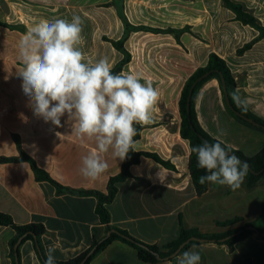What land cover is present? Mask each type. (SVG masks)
<instances>
[{"label": "crops", "instance_id": "crops-1", "mask_svg": "<svg viewBox=\"0 0 264 264\" xmlns=\"http://www.w3.org/2000/svg\"><path fill=\"white\" fill-rule=\"evenodd\" d=\"M233 1L242 4L264 27V0ZM73 15L84 21L80 47L86 60L107 58L113 69L123 55L111 41L126 36L123 47L130 60L123 66V73L131 69L136 55L147 52L163 55L156 61L161 69L172 64V55L181 54V61L183 55L187 63L191 53L196 62L193 72L207 64L209 54H216L234 77L233 96L264 120V37L238 54L259 33L235 20L222 0H0V22L5 24L0 25V158L16 157L20 149L59 185L100 193H106L109 178L121 171L123 161L109 152L104 154L107 171L94 181L84 178L79 172L81 158L95 150L94 140L73 135L67 114L61 118L62 127L37 118L17 75L21 66L17 45L28 27L40 19L71 20ZM123 18L132 27L182 30L179 42L166 32L128 31ZM148 41L151 43L145 44ZM146 62L150 64L148 59ZM190 75L182 82L178 80L176 95L162 83L166 93L160 91L159 101L163 98L167 105L154 108L152 122L141 125L135 141L137 152L155 153L175 170L147 157L131 165V176L118 185L108 205L110 225L144 244L163 246L178 237L181 227L218 233L251 224L253 233L232 250L210 243L196 245L195 250L201 256L200 264H264V240L256 229L264 227V177L252 185L244 178L235 191L208 183L200 195L192 184L189 142L180 136L179 112L181 91ZM145 82L147 79L141 81ZM194 109L201 127L232 150L252 158L264 149V131L236 120L228 112L216 78L208 79L198 90ZM164 116L170 118L173 130L160 122ZM96 203L92 196L58 194L49 182L36 180L27 161L0 163V212L10 215L17 225L41 224L46 231L41 237L44 253L54 245L55 261L71 259L87 250L94 237L108 235L95 212ZM234 218L241 221L228 228L217 226V222ZM14 237L11 228L0 226V264H11L10 242ZM18 251L19 264H41L32 241H25ZM90 264L147 263L140 261L127 244L113 241Z\"/></svg>", "mask_w": 264, "mask_h": 264}, {"label": "clouds", "instance_id": "clouds-1", "mask_svg": "<svg viewBox=\"0 0 264 264\" xmlns=\"http://www.w3.org/2000/svg\"><path fill=\"white\" fill-rule=\"evenodd\" d=\"M83 23L79 15H73L71 20L40 19L29 26L17 45L21 63L17 75L37 118L62 127L61 118L67 114L73 135L94 140L95 150L81 158L79 168L84 178L94 181L108 169L104 154L110 152L123 161L130 151H136L135 125L152 122L160 94L150 81L141 83L136 74H114L107 58L86 60L80 47ZM190 150L196 155L197 167L206 172L199 177L201 184L233 191L240 188L248 164L232 154L229 145L217 138ZM195 248L193 244L180 253L176 264H200ZM55 251L54 245L48 247L44 264H55Z\"/></svg>", "mask_w": 264, "mask_h": 264}, {"label": "trees", "instance_id": "trees-1", "mask_svg": "<svg viewBox=\"0 0 264 264\" xmlns=\"http://www.w3.org/2000/svg\"><path fill=\"white\" fill-rule=\"evenodd\" d=\"M222 4L224 7L234 13L235 20L239 21L243 25H247L255 29L259 33V35L255 39L244 44V46L237 51L238 54H242L246 50L250 49L252 45L255 44L258 40L264 37V27L261 26L257 18H255V16L250 11H248L242 4L233 0H222ZM123 19L126 30L128 31L141 30L153 33L166 32L172 34L177 40V42H179V37L182 33V30L174 29H167L162 31L146 27H132L128 24L125 18ZM0 25L5 24L0 22ZM188 32L194 35L189 28ZM125 38L126 36L123 37V39H121L120 41H111L114 47L123 55L122 60H120L112 69L114 74L120 73L123 66L127 64L130 60V54L123 47V42ZM210 78H216L219 81L222 88V94L224 97L226 108L236 120L264 131V120L250 112L246 107H244V105L240 102L237 97L233 96L234 90L236 88V82L225 61L218 57L216 54L211 53L208 56L207 64L204 67L196 69L189 76L180 95V136L182 139H185L189 142L190 149L193 146L201 144L203 141H208L209 143L216 142V140L213 139L201 127L194 109L195 98L198 90ZM194 82H196V85L193 89L190 98V111L188 113L186 109L187 96L190 86ZM223 85L226 87L227 97H225L224 95ZM226 100L229 104L226 103ZM230 107L232 108V110L230 109ZM246 118L252 120L253 124L247 122L245 120ZM135 127L137 129V135L134 137V140L136 141L140 137V133L143 129V126L137 124L135 125ZM232 154L238 156L241 161L247 162L248 172L245 176V179L247 180V183L249 185L256 183L264 175V170L262 171L264 167V149H262L260 153H258L252 158H246L241 152L236 150H232ZM141 157L151 158L163 167L170 170H175V167L169 161L163 160L155 153L130 151L127 158L123 160L121 171L117 175L109 178L106 193H100L98 191L73 190L59 185L58 183L53 181L46 172L39 169L35 165L34 161L20 149L18 156L1 157L0 163L27 161L30 163L31 169L34 172L36 180L49 182L56 188L58 194L69 193L78 196H92L96 199L97 203L95 212L99 217L100 223L106 227L108 235L100 239L94 237L91 246L87 250L71 259L65 261H55V264H90L94 257L99 252L104 250V248H106V246H108L113 241H121L133 248L136 252L138 259L144 263L157 264L164 261H170L174 264L177 256L183 251H186L188 248L193 246V244L200 245L204 243H210L215 245H225L229 250H232L237 242L243 240L248 235L253 233V231L248 228L249 226H251V224L243 225L238 228L218 233H201L196 229H185L181 227L179 235L175 240L163 246H156L144 244L132 238L126 231L111 226L108 205L113 201L117 192L118 185L131 176L129 171L130 166L139 163ZM188 168L192 184L197 194L200 195L204 193L207 190L208 182H206L205 184H201L199 182V177L205 175L206 172L205 170L199 169L197 167L196 155L192 153L191 150ZM240 221V218H234L222 222H217V226L219 228H228L239 223ZM0 226L9 227L15 232V237L10 242L11 264H19L18 248L27 240L32 241L41 264H44L46 255L44 253L41 237L46 233V231L41 224L17 225L13 222L10 215L0 212ZM256 229L258 232H261V229ZM185 242L187 243L183 246L182 249L177 252L180 245ZM17 244L18 246L15 250L14 248Z\"/></svg>", "mask_w": 264, "mask_h": 264}, {"label": "rangeland", "instance_id": "rangeland-1", "mask_svg": "<svg viewBox=\"0 0 264 264\" xmlns=\"http://www.w3.org/2000/svg\"><path fill=\"white\" fill-rule=\"evenodd\" d=\"M148 43H151V42L150 41L145 42V44L147 45ZM162 57L163 55L162 56H160L159 54L155 55V53L153 52H147V54L146 53L138 54L135 56L134 64L132 63L131 69L128 70V73L138 75L141 81L144 79H147V81H150L153 87L157 89L159 93L160 91H163V95H164V92L166 93V91L163 90L164 87H162V83H165L167 87L166 89L175 90L174 95H176V92L178 90V80L179 82L180 81L182 82L187 75H190L196 66V62L194 61V57L191 53L188 56L189 59L187 60V63H186V60H184L183 55H182V61H181V54L172 55L171 61H170L172 62V64L168 63L166 67L161 69L157 67L156 61H159V58L162 60ZM146 59H148L150 64L146 62ZM144 62H146V64H144ZM238 81L241 82L240 79ZM155 83L157 86L154 85ZM167 102L168 101L166 100L164 101V99L162 98L161 101H158V104L156 107L165 108V106L167 105ZM170 121L171 120L170 118H168V116H164L160 120L162 124L167 125L168 128H170V130H173L172 126L169 125ZM262 182H264V178ZM252 225L255 226V223H252ZM262 232H264V227L261 230V233Z\"/></svg>", "mask_w": 264, "mask_h": 264}, {"label": "water", "instance_id": "water-1", "mask_svg": "<svg viewBox=\"0 0 264 264\" xmlns=\"http://www.w3.org/2000/svg\"><path fill=\"white\" fill-rule=\"evenodd\" d=\"M204 76H205V75H204ZM196 82H197V81H196ZM196 82L192 83V85L190 86V89H189V91H188L187 105H186V109H187V112H188V113H189V111H190V98H191V95H192L193 89H194V87H195V85H196ZM223 92H224L225 97H227V90H226V87H225L224 85H223ZM226 103L229 104L227 100H226ZM230 109L232 110L231 107H230ZM245 120H246L247 122L253 124L252 120H250V119H248V118H246ZM263 170H264V167H263L262 171H263ZM248 228H249L250 230H253V229H254L252 226H249ZM261 236L264 237V233H261ZM186 243H187V242L181 244L180 247H179V249L177 250V252H178L180 249H182L183 246H184ZM17 246H18V244L15 246V248H14L15 250L17 249Z\"/></svg>", "mask_w": 264, "mask_h": 264}]
</instances>
